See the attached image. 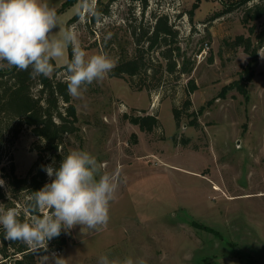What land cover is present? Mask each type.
Instances as JSON below:
<instances>
[{"label":"rangeland","instance_id":"1","mask_svg":"<svg viewBox=\"0 0 264 264\" xmlns=\"http://www.w3.org/2000/svg\"><path fill=\"white\" fill-rule=\"evenodd\" d=\"M97 1L89 3L94 8ZM243 1L149 0L143 9L137 0H115L110 15L92 21V13L80 8L83 0H73L57 13V35L75 27L89 55L107 53L115 65L136 56L139 44L132 30L150 27L155 15L168 14L179 29L167 44L152 49L146 38L140 44L157 76L167 70L160 51L172 50L178 70L162 87L147 77L135 78L132 87L108 74L89 85L82 98L72 97L79 130L66 135L69 152L88 151L105 171L118 172L120 183L107 227L62 230L65 241L58 255L65 264H98L102 255L144 264H264V44L252 57L234 43L238 34L251 35V25L260 29L264 17L245 24ZM43 2L58 10L65 0ZM256 2L262 0L248 5ZM68 54L67 48L56 63L66 64ZM248 68L252 78L241 81L246 94L226 87ZM58 75L66 76V70ZM190 81L196 87L186 112L184 90ZM174 103L183 111L179 124ZM126 114H155L161 126L147 132ZM37 139L25 126L11 146L19 176L37 159L32 145ZM1 174L0 169L8 190ZM9 194L0 206L18 207ZM50 249L48 243V252L36 256L38 264H45Z\"/></svg>","mask_w":264,"mask_h":264},{"label":"clouds","instance_id":"2","mask_svg":"<svg viewBox=\"0 0 264 264\" xmlns=\"http://www.w3.org/2000/svg\"><path fill=\"white\" fill-rule=\"evenodd\" d=\"M80 8L100 15L89 0H83ZM57 27L56 9L43 0H0V67L30 70L32 77H47L55 71L53 62L62 59L71 46V58L65 65L67 92L73 98H82L89 85L102 81L115 68V61L107 53L89 55L81 47L75 27L61 29L59 35L53 31ZM42 168L52 179L30 192L27 219L22 220L15 207L0 206V227L6 240L21 242L39 254L48 251L49 241L59 237L62 230L68 232L80 225L81 231L86 228L98 232L107 227L111 203L119 188L118 172L105 171L104 165L86 150H72L58 167L50 164ZM44 261L65 264L64 258L55 254L44 256ZM98 264L144 261L126 258L118 262L102 255Z\"/></svg>","mask_w":264,"mask_h":264},{"label":"trees","instance_id":"3","mask_svg":"<svg viewBox=\"0 0 264 264\" xmlns=\"http://www.w3.org/2000/svg\"><path fill=\"white\" fill-rule=\"evenodd\" d=\"M72 1L65 0L61 7L56 10L57 13L63 10L66 5L73 3ZM113 1L115 0H106V2L98 0L94 9L100 15L97 16L92 13L90 19L96 21L101 15H110ZM137 1L142 3L143 9L149 4V0ZM249 1L251 0H244L239 4V6H244L243 22L245 24L250 20L264 17V0L248 5ZM79 15L80 10L73 17H78ZM189 17L191 19L193 17L192 10L189 11ZM136 29L137 27L132 30L135 41L139 44L136 56L116 64L109 74L124 78L132 87H135L133 81L135 78H140L143 81L145 77L155 80L157 82L155 86L162 87L163 81L169 78V74L178 70L175 59H172V50L160 51L164 59L167 60V70L157 76V70L152 71L151 67L148 66L145 49L140 48V44L144 38L149 43V48L152 49L158 43L167 44V38L177 37L179 29L170 21L168 14L155 15L153 25L144 27L142 30L138 29L139 32ZM249 29L250 34H254L257 45H254L251 35L245 36L244 34H238L234 39V43L242 45L248 54L256 57L258 48L264 44V22L258 30H256L254 24ZM68 52L69 60L71 58V46H69ZM53 63L55 71L47 77H32L29 74L30 70L21 71L14 67H0V169L2 171L1 176L8 188V190H5L3 186H0V200L5 201L4 199L10 193V197L16 198L14 200L22 203L23 210L20 212L22 220L25 219L24 209H26L30 192L41 189L51 180L42 166L51 164L53 167H58L63 156L69 153L65 144L66 135L75 134L79 130L77 108L72 101V97L67 92L66 76L59 77L58 75L60 71L66 70V64L58 65L56 61ZM244 71L239 79L234 80L226 87L235 86L240 92L246 94L245 84L241 83V81L250 80L253 76V71L249 70V68ZM181 74L179 70L176 79H179ZM190 86V89L185 86L184 90L185 102L183 108L186 112L191 107L190 93L195 90L196 85L190 81ZM182 112L179 106L174 103L173 115L177 124L180 123ZM126 116L132 123L139 125L142 130L147 132H152L155 127L161 126V121L155 114H126ZM196 122V119H194L192 124ZM25 126L30 127L32 133L38 138L32 144L33 149L37 151V159L25 176H19L16 173V166L12 159L11 146ZM47 153L50 156H47ZM4 157L9 158V163L3 164ZM53 160L55 161L54 164ZM20 194H23V196ZM2 235L4 237V232ZM64 241L65 239L62 237L61 232L59 237L49 241V247L58 248L64 244ZM9 242L18 251H23L26 248L25 244L21 242ZM45 253L41 250L39 254ZM36 256L38 255L35 252H25L19 260V264H38Z\"/></svg>","mask_w":264,"mask_h":264},{"label":"built area","instance_id":"4","mask_svg":"<svg viewBox=\"0 0 264 264\" xmlns=\"http://www.w3.org/2000/svg\"><path fill=\"white\" fill-rule=\"evenodd\" d=\"M204 51H205V49H204ZM17 206L18 207H15V208L17 209L18 212H19V210H23L22 203L17 202ZM19 208H21V209H19ZM24 212H25L24 213L25 219H27L29 217L30 213L26 209H24ZM3 232L4 231H3L2 227H0V264H19V260L22 258L23 254L25 252H34L27 245H25L26 248L23 251L16 250V248H14L10 244V242L3 237V235H2ZM61 251H62V249L60 247H58V248L50 249L49 253L52 255H54V254L58 255L61 253ZM37 255H41V254H37Z\"/></svg>","mask_w":264,"mask_h":264}]
</instances>
